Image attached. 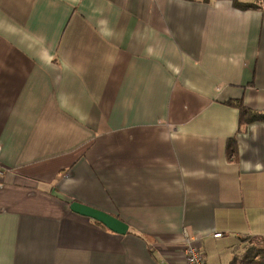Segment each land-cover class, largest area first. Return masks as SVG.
<instances>
[{
  "label": "crops",
  "instance_id": "0c3cea01",
  "mask_svg": "<svg viewBox=\"0 0 264 264\" xmlns=\"http://www.w3.org/2000/svg\"><path fill=\"white\" fill-rule=\"evenodd\" d=\"M236 1L0 0V264L264 240V0Z\"/></svg>",
  "mask_w": 264,
  "mask_h": 264
},
{
  "label": "water",
  "instance_id": "95a60500",
  "mask_svg": "<svg viewBox=\"0 0 264 264\" xmlns=\"http://www.w3.org/2000/svg\"><path fill=\"white\" fill-rule=\"evenodd\" d=\"M69 208L71 212L81 215L83 217L93 219L96 222L102 224L111 232H114L119 235H125L128 232L129 226L125 222L100 209L82 204L77 201H73L70 204Z\"/></svg>",
  "mask_w": 264,
  "mask_h": 264
},
{
  "label": "trees",
  "instance_id": "16d2710c",
  "mask_svg": "<svg viewBox=\"0 0 264 264\" xmlns=\"http://www.w3.org/2000/svg\"><path fill=\"white\" fill-rule=\"evenodd\" d=\"M235 6L241 9H251L254 8V4H243L239 3L235 0ZM241 116L242 119H245L246 117L250 118V113L246 109H244L243 106H240ZM257 119V117H255ZM250 120V119H249ZM231 144L232 142H229V151H231ZM251 241L249 243L248 248L245 252L240 254L241 256H235L230 264H264V248L257 247L255 243H252Z\"/></svg>",
  "mask_w": 264,
  "mask_h": 264
},
{
  "label": "built area",
  "instance_id": "2783aa9c",
  "mask_svg": "<svg viewBox=\"0 0 264 264\" xmlns=\"http://www.w3.org/2000/svg\"><path fill=\"white\" fill-rule=\"evenodd\" d=\"M264 94V90H263ZM2 151V146L0 145V152ZM4 170L2 165L0 164V186L2 185V180L4 177ZM215 238H221L222 233L215 234ZM196 237L189 234L187 231L184 232L183 241H184V250H183V256H184V264H207L202 252L199 250V248L195 247L193 245V242L195 241Z\"/></svg>",
  "mask_w": 264,
  "mask_h": 264
},
{
  "label": "rangeland",
  "instance_id": "374dc122",
  "mask_svg": "<svg viewBox=\"0 0 264 264\" xmlns=\"http://www.w3.org/2000/svg\"><path fill=\"white\" fill-rule=\"evenodd\" d=\"M251 241H249L250 243ZM257 247L264 248V240L253 241ZM236 256H241L237 251ZM242 254V253H241ZM235 257V256H234ZM229 250L214 248L212 253L207 254L208 264H229L230 263Z\"/></svg>",
  "mask_w": 264,
  "mask_h": 264
}]
</instances>
